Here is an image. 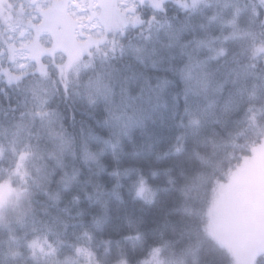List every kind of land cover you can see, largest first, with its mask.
I'll use <instances>...</instances> for the list:
<instances>
[{"label": "trees", "instance_id": "16d2710c", "mask_svg": "<svg viewBox=\"0 0 264 264\" xmlns=\"http://www.w3.org/2000/svg\"><path fill=\"white\" fill-rule=\"evenodd\" d=\"M137 5L145 23L116 33L123 51L102 41L86 46L71 62L78 76L67 72V92L56 68L66 63L59 45L45 52L36 43L41 53L32 54L51 79L0 73V182L11 180L26 198L19 219L0 222V264H79L68 261L78 249L100 264H233L207 232L208 208L216 183L264 142V52H256L264 6ZM100 70L111 92L89 103L87 81ZM41 97L55 114L52 128L35 115ZM59 132L71 141L63 151ZM142 181L150 199L137 192ZM36 239L54 252L35 253ZM255 264H264V252Z\"/></svg>", "mask_w": 264, "mask_h": 264}, {"label": "rangeland", "instance_id": "374dc122", "mask_svg": "<svg viewBox=\"0 0 264 264\" xmlns=\"http://www.w3.org/2000/svg\"><path fill=\"white\" fill-rule=\"evenodd\" d=\"M188 1H191L190 5L185 3L187 0L179 4L187 7L202 2L197 0L193 4V0ZM70 11L62 0H0V67L8 69L7 74L0 73L16 81V76L31 72L37 67L38 60L42 63L41 56H32L41 53L38 44L46 49L45 52H54L55 46L59 45L64 52L61 57L65 54L66 65L84 51L85 46L101 42L89 41L88 33L96 36L97 40L100 34H104L107 39L102 42L108 43L118 31L133 24L130 20L122 23V20L136 15L127 12L122 16L116 8L106 4L101 9V27L97 29L92 28L89 21H84L85 27H79L69 15ZM46 55L52 56L50 53ZM76 66L74 61L67 72L76 74ZM21 188L11 180L0 182V222L5 217L19 219L23 215L26 198ZM137 192L146 199L152 196V189L144 181L137 187ZM208 218V234L229 251L233 264H255L258 254L264 252V142L255 145L251 155L228 175L227 181L216 183ZM34 242L40 247H35ZM34 242L35 253L50 251L51 245L47 241L36 239ZM40 248L44 251L41 252ZM72 260L79 264H100L92 253L81 249L74 259H68L69 262ZM116 264L127 262L120 260Z\"/></svg>", "mask_w": 264, "mask_h": 264}, {"label": "snow or ice", "instance_id": "6c2138e0", "mask_svg": "<svg viewBox=\"0 0 264 264\" xmlns=\"http://www.w3.org/2000/svg\"><path fill=\"white\" fill-rule=\"evenodd\" d=\"M32 2H35V0H32ZM65 8L67 9H71V11L69 12V15L74 19L75 23L83 28L86 25L84 24V21H89L91 24L92 28H100L101 27V23L103 20V15H102V11L101 9L107 4V5H111L112 7L116 8L118 10V12L123 16L124 13L127 12H133V13H137V8L138 5L136 3V0H62ZM145 2V0H139V4L143 5ZM178 3L182 2V0H177ZM197 2V0H193V4H195ZM151 5L154 8H162V4H163V0H150ZM258 3L261 6H264V0H258ZM186 7V5H185ZM86 13V15H77V13ZM156 16L155 15H150L147 19V23L149 25H151L152 22L156 21ZM210 19H215V16L211 17ZM131 21L133 24H138V23H145V21L141 20L139 15H132L130 17H126L122 20V23H127L128 21ZM264 23V22H262ZM107 37L104 34H100L98 37V40L96 38V36H94L92 33H88V40L92 41V42H99V41H103L106 40ZM227 39V37H225V40ZM108 43L110 45V49L112 51H115L117 47H119L121 49V51H123L124 49V44L121 43L120 39L116 38L115 36H113L110 40H108ZM188 43L187 42L183 45H181V48H187L188 47ZM204 41H198V44H203ZM87 44V42H85V45ZM84 50H87V47L85 46ZM99 51V49H97ZM141 49L140 47H135L133 49L134 52H139ZM256 52H264V43H262L259 47L256 48ZM219 55H224L225 54V49L221 48L219 50ZM88 55L89 57L93 56V53L91 51H88ZM105 56H107V53H105ZM189 58L191 60V55L189 54ZM54 62V61H53ZM71 64V60H69L68 64L66 65H56V68L59 70L60 76L62 78V82L64 84V90L65 92H67V88H68V79H67V68L68 66ZM92 61H88L84 63V67L85 68H89L92 67ZM21 67H24V65H21ZM0 71L4 72V73H8V69L7 68H2L0 67ZM33 74L35 75V73H39L40 77L42 78H47V79H51V75L48 71V68L45 64L40 63L39 60L37 61V67L32 69ZM23 75V73H22ZM192 72H191V68H189V73L188 76L189 78H191ZM77 76H78V72H77ZM11 75H10V79H11ZM19 76H16L15 79H19ZM52 84L53 86L55 85V80H52ZM37 86L40 87L41 91L47 93L49 91V89L43 85L42 81H37ZM87 88L89 89L88 95H87V99L89 101V103H95L96 98L98 96H104L105 98H107V96L110 94L111 92V88L104 83V72L103 70L100 71H96L95 73V78L89 77L88 81H87ZM56 91H59V89H56ZM47 103H48V98L47 97H41L40 98V104H41V110L35 112V115L39 116L42 119H47L48 121V125L50 128H52L55 124V121L52 119V117L55 115L53 111L51 110H44L47 107ZM23 115V114H22ZM74 119V114L73 117ZM60 127L62 128L63 125L62 123L60 124ZM56 135L59 137L60 139V147H61V151L64 150L65 147L70 146L71 141L67 140L63 134V132H59L56 133ZM113 147H115V145H113ZM24 155H27L26 153L21 154V159H23ZM74 179V177H73ZM35 247H40L39 245L35 244ZM51 251L54 252V249H50ZM40 251L43 252L44 249L40 248ZM156 252H159V249H156ZM35 254V253H34ZM50 264H62V262L60 261H51ZM215 264H219V261H216Z\"/></svg>", "mask_w": 264, "mask_h": 264}]
</instances>
